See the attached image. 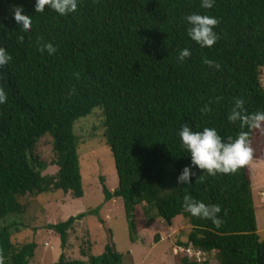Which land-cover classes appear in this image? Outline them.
I'll use <instances>...</instances> for the list:
<instances>
[{"label":"trees","instance_id":"trees-1","mask_svg":"<svg viewBox=\"0 0 264 264\" xmlns=\"http://www.w3.org/2000/svg\"><path fill=\"white\" fill-rule=\"evenodd\" d=\"M34 4L0 0V46L11 56L0 67V88L7 93L0 104V218L22 212L19 198L28 194L59 189L72 197L83 195L73 124L98 107L118 178L114 190L101 179V190L105 200L122 199L131 242L138 237L136 210L141 206L149 224L186 217L191 230L181 245L213 252L217 264H264L247 164L215 176L197 169L188 184L176 179L191 162L179 137L183 124L193 130L215 127L225 139L241 131L250 141L259 135L260 128L229 122L228 114L235 98L244 99L248 113L264 110L259 78L264 0H216L211 9L202 8L200 0H79L76 12L68 15L47 6L37 12ZM15 7L32 18L29 32L17 26ZM192 13L218 19L219 38L211 47L188 36L185 17ZM46 42L56 47L54 54L40 51ZM185 47L191 56L179 62ZM45 134L52 137L54 175L42 174L46 165L36 152ZM185 194L219 205V223L186 212ZM85 214L45 226L59 235L64 249L68 230ZM11 226L0 229V264H29L37 244L12 241ZM122 259L109 239L87 261L122 264ZM54 264L85 261L66 260L61 252ZM181 264L209 263L182 256Z\"/></svg>","mask_w":264,"mask_h":264},{"label":"rangeland","instance_id":"rangeland-1","mask_svg":"<svg viewBox=\"0 0 264 264\" xmlns=\"http://www.w3.org/2000/svg\"><path fill=\"white\" fill-rule=\"evenodd\" d=\"M260 83L264 88V67L260 69ZM73 132L78 138L77 153L82 175L83 195L72 197L59 189H51L38 195H25L19 200L24 204L22 212L10 213L0 218V229L11 224V240L34 241L37 246L29 264H54L61 252L66 260L79 259L88 263L90 255L102 252L109 239L116 250L123 254L122 264H181V257L217 264L215 255L196 251L181 244L186 242L191 230L189 221L177 215L170 222L157 218L148 223L141 206L136 210L137 239L131 242L121 198L105 200L101 179L110 190L118 185V178L109 146L106 144L102 125V113L98 107L75 120ZM254 150L247 163L257 224V233L264 237V127L251 141ZM36 152L46 167L42 174L54 175L58 166L54 163L52 137L42 136ZM96 212H90L95 210ZM85 212L68 230L66 247L60 246V237L45 225L57 223L70 216ZM102 220V221H101ZM110 233V234H109ZM192 248L193 251L187 250ZM87 261V262H86Z\"/></svg>","mask_w":264,"mask_h":264},{"label":"clouds","instance_id":"clouds-1","mask_svg":"<svg viewBox=\"0 0 264 264\" xmlns=\"http://www.w3.org/2000/svg\"><path fill=\"white\" fill-rule=\"evenodd\" d=\"M79 0H35L34 10L43 12L52 9L60 15H68L76 12ZM216 0H200V6L204 9L214 7ZM22 7L12 9L14 20L23 32H29L32 27V18L23 13ZM188 24L187 34L192 41L201 47H211L218 40V33L214 30L219 23L215 16L209 14L192 13L185 17ZM20 41L23 42V36ZM40 51H47L49 55L54 54L56 47L51 42L40 46ZM191 56V50L183 48L178 55V61L183 62L186 57ZM11 56L7 49L0 46V67L8 64ZM205 63L219 68V64L212 60H205ZM7 93L0 88V104L5 103ZM243 98H235L230 113L229 122H241L250 128L264 127V110L248 113L244 107ZM184 152L190 153V165H185L177 176V184L183 185L191 182V177L196 176V170L206 171L208 175L215 176L217 173L229 174L236 172L246 165L253 155V148L248 132L241 131L234 138L225 139L215 127H204L202 130H193L191 125L185 123L179 131ZM183 208L194 217L210 218L219 223L217 214L221 207L217 204H206L196 200L189 194H185Z\"/></svg>","mask_w":264,"mask_h":264},{"label":"built area","instance_id":"built-area-1","mask_svg":"<svg viewBox=\"0 0 264 264\" xmlns=\"http://www.w3.org/2000/svg\"><path fill=\"white\" fill-rule=\"evenodd\" d=\"M188 252H191V251H193L192 250V248H189L188 250H187ZM196 251H198L199 253H200V251L199 250H196ZM202 252V251H201ZM193 253H195V251H193ZM197 261H200L199 259H197Z\"/></svg>","mask_w":264,"mask_h":264}]
</instances>
